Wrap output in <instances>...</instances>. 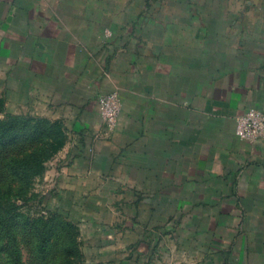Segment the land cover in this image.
<instances>
[{"label": "crops", "instance_id": "1", "mask_svg": "<svg viewBox=\"0 0 264 264\" xmlns=\"http://www.w3.org/2000/svg\"><path fill=\"white\" fill-rule=\"evenodd\" d=\"M120 5L0 0V53L71 120L87 156L71 161L67 178H128L134 208L141 196L166 216L184 234L183 254L255 262L264 256V141L239 140L235 125L248 108L264 111V35L233 42L217 21L201 45L199 26L185 33L183 17ZM112 91L119 122L89 153L104 133L97 98Z\"/></svg>", "mask_w": 264, "mask_h": 264}, {"label": "rangeland", "instance_id": "2", "mask_svg": "<svg viewBox=\"0 0 264 264\" xmlns=\"http://www.w3.org/2000/svg\"><path fill=\"white\" fill-rule=\"evenodd\" d=\"M119 1L126 10L129 0ZM135 1L138 16L183 17L185 33L199 26L201 45L217 21L233 42L264 35V0ZM48 103L0 53V264H199L183 254L184 234L166 216L148 211L141 196L134 208L128 178L65 176L87 154L71 120ZM102 134L89 153L112 133Z\"/></svg>", "mask_w": 264, "mask_h": 264}, {"label": "built area", "instance_id": "3", "mask_svg": "<svg viewBox=\"0 0 264 264\" xmlns=\"http://www.w3.org/2000/svg\"><path fill=\"white\" fill-rule=\"evenodd\" d=\"M122 100L118 92L112 91L97 98V112L101 120V131L111 134L119 122ZM236 137L245 142L264 141V111L256 108L244 110L236 119Z\"/></svg>", "mask_w": 264, "mask_h": 264}, {"label": "trees", "instance_id": "4", "mask_svg": "<svg viewBox=\"0 0 264 264\" xmlns=\"http://www.w3.org/2000/svg\"><path fill=\"white\" fill-rule=\"evenodd\" d=\"M66 264H68V263H66Z\"/></svg>", "mask_w": 264, "mask_h": 264}]
</instances>
